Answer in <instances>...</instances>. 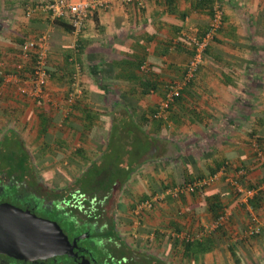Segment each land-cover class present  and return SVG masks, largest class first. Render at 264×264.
I'll return each mask as SVG.
<instances>
[{
  "label": "crops",
  "instance_id": "0c3cea01",
  "mask_svg": "<svg viewBox=\"0 0 264 264\" xmlns=\"http://www.w3.org/2000/svg\"><path fill=\"white\" fill-rule=\"evenodd\" d=\"M54 1L0 0V75L14 72L26 40L47 35L50 97L66 96L65 69L75 59L82 65L84 98L64 113L55 102L48 106L13 85L3 88L0 148L17 152L23 145L27 171L47 192L46 204L78 201L81 195L92 202L95 209L87 212L73 209L99 223L112 264H132L133 255L193 264L202 254L189 251L180 237L214 220L212 197L218 194L233 222L242 215L222 181L194 194L175 196L176 188L228 162L264 189V0L216 1L223 25L194 81L160 119L153 115L170 85L186 78L195 51L190 40L207 32L211 11L195 0H148L145 8L113 0L108 9L90 11L83 33L76 35L67 18L47 9ZM29 8L35 9L30 18ZM132 61L141 68H130ZM43 127L48 130L40 134ZM0 152L10 158L6 149ZM90 171L103 176L89 180ZM152 197L163 199L137 216V205ZM256 214L264 227V206ZM248 243L247 250L260 246L264 253V237ZM219 246L203 253L202 264H224L214 253Z\"/></svg>",
  "mask_w": 264,
  "mask_h": 264
},
{
  "label": "built area",
  "instance_id": "2783aa9c",
  "mask_svg": "<svg viewBox=\"0 0 264 264\" xmlns=\"http://www.w3.org/2000/svg\"><path fill=\"white\" fill-rule=\"evenodd\" d=\"M123 3L135 1L140 8H145L148 0H121ZM113 0H56L47 6V9L53 12V16L56 18H67L69 25L72 26L73 32L76 35L83 33L86 21L90 11L103 8L108 9ZM35 9L29 8L26 10V16L30 18ZM223 25V10L220 5L215 8V13L211 19L209 29L204 34L203 37H193L190 41L195 48V56L189 64L188 72L186 78L182 81H176L172 83L167 91L165 99L159 105V111L156 115L157 118L163 117L169 110L172 103L175 102L177 96L180 95V91L184 88L186 83L192 79L197 72V69L200 63L203 60V56L207 48L214 41L216 34L219 32ZM49 53H50V43L47 35H42L35 39L26 40L21 47L16 57L14 63V72L10 75H7L4 79L3 87H0V96L3 93V88L13 85L16 87L18 93L25 95L26 97L32 99H47L50 97L47 89L51 79L49 72ZM76 73L74 76V82L72 83V91L68 94L66 98V104L73 107L75 102L83 93V87L78 80V74L80 72V67L77 66ZM228 167H223L220 171L211 175L209 177H204L197 179L193 183L188 185L179 186L174 191L175 196H179L184 193L194 194L197 191L212 185L213 183L222 180L225 177L226 182L230 183L234 189L236 196L239 199V202L247 206V209L251 213V222L246 227V233L249 235H258L261 232V227L258 217L251 211L250 207L247 205L248 200L252 198L256 191L247 190L244 186V183L241 180L242 175H246V170L242 169L237 171V173H231L228 171ZM77 200L64 202L63 207H66L65 204H70L72 208H79L82 211L87 212L88 209L94 208L92 202L89 204V208L85 204L87 198L85 195H81ZM163 197H152L150 199L140 202L136 209L135 214L137 216L144 214L146 212L152 211L155 208V205L162 200ZM95 209V208H94ZM231 213L228 211L220 218L219 221L215 222V227H219L228 221L231 217ZM92 217V216H90ZM204 233L197 235V238H200ZM183 240H193L189 234L185 233L180 237Z\"/></svg>",
  "mask_w": 264,
  "mask_h": 264
},
{
  "label": "rangeland",
  "instance_id": "374dc122",
  "mask_svg": "<svg viewBox=\"0 0 264 264\" xmlns=\"http://www.w3.org/2000/svg\"><path fill=\"white\" fill-rule=\"evenodd\" d=\"M73 62L75 61V59L72 60ZM77 66H79V64H76V69ZM81 67V66H79ZM54 69V67H53ZM52 69V73H54L55 71ZM67 69V70H66ZM65 69V72L67 71V73H74L76 72L75 69L73 68V65L68 64L67 67ZM67 85H65L67 87L66 90V96L63 98V100H52L51 97L47 98L46 104L49 106H51V103L55 102V104L53 105L55 107V105H57V110H62L64 113L71 111V107L68 106L66 104V97L67 95L72 91V83H68V81L66 82ZM84 98V93H82V95L78 98V100L75 102L74 105H76V103L80 100H82ZM73 105V106H74ZM16 126V125H15ZM40 134H42L41 130H40ZM113 149H117V146H115ZM20 156L21 158H23L26 154H23V152L20 151ZM53 162V161H52ZM51 163V162H50ZM38 166V163H37ZM41 166V164H40ZM39 167V166H38ZM37 167V170H39ZM124 174H126L128 171H123ZM93 174V171H90V174L88 175L89 180H98V175ZM109 175V172H108ZM100 176H103V174L101 173ZM114 176H118V173H114ZM109 176H107L108 178ZM38 180V179H37ZM222 180L217 181L218 183L221 182ZM19 185V190L22 191L24 186H27V189H29V186L27 184V182H23ZM228 188L229 193L232 194V197L235 201V204L237 206H239V213L242 223H240V221H234V222H229L226 221L223 225V230L218 233L216 230L218 229L217 227H215V222L216 220H210V224H208L207 226H201V231H196L195 233L192 232H187V234H189L192 238L196 237L197 235H199L200 233H205L206 235L208 234H220L221 236L218 238V240H216V242H214L215 246H219V251H221V253L218 252H214L216 253L217 257L223 261L224 264H264V253L261 250V247L258 246V250L257 251H249L247 250L248 247L247 244H249L248 242L251 241H255L258 244V241L260 240V238L264 237V227L262 226V223L259 219V223H260V227H261V232L260 234L257 235H249L248 233H246V227L247 225L251 222L250 218H251V213L250 211L239 202L238 197L236 196L235 192H232V190L226 186ZM25 188V187H24ZM26 190H23V192ZM32 192V191H31ZM31 192H28L27 194H25V192L23 193V195H25L24 197H26V199L29 200H34V196H29L31 194ZM47 192H42L40 191L39 194L41 196H45L47 198V200L45 202L42 201V203L40 202H36V204L38 205L37 208V212L36 215L41 217V218H47V220H51L54 222H57L60 227L62 228V230L64 231V233L70 238V240L72 241L73 239H79L78 240V244L80 247L82 248H89V247H93L94 244H97V247L100 248L101 254L104 255V257H106L111 263H114V260L111 257V252L107 249L108 245L104 244L103 241V237L102 235L100 236V234L98 232L95 231V229H88V220L86 219V214H84L83 212L80 211H76L75 209H73L72 207H70V204H65L66 207H63V204H61L60 202L54 203V204H48L51 205L52 208H46L44 207V205L46 206V203H49V196L48 194L46 195ZM58 194H62V193H58ZM65 195V193H64ZM55 196V195H51L50 197ZM51 199V198H50ZM37 200V199H36ZM40 205V206H39ZM229 211V210H228ZM230 212V211H229ZM108 217L103 218V220H105ZM243 219V220H242ZM101 223V221H100ZM87 227V228H86ZM201 238V237H200ZM251 238V239H250ZM249 239V240H248ZM181 240V239H180ZM183 242V241H182ZM185 243V242H183ZM176 245L180 246L179 241L176 242ZM107 246V247H106ZM184 246V244H183ZM250 249V248H249ZM234 254H233V252ZM146 253V252H144ZM221 254V255H220ZM236 254V255H235ZM145 255V254H144ZM149 255V254H146ZM152 256L149 255L147 259H149L150 261L148 262L147 259H145V257H140L138 255H133L132 257H130L132 260V264H162L160 261L154 260L153 258H151ZM198 258V261H197ZM194 259V263L193 264H202V260L205 258V256L202 254L201 256L197 257ZM57 260V262H56ZM55 259H51V263L57 264L59 262V264H75L71 258L69 257H58Z\"/></svg>",
  "mask_w": 264,
  "mask_h": 264
},
{
  "label": "trees",
  "instance_id": "16d2710c",
  "mask_svg": "<svg viewBox=\"0 0 264 264\" xmlns=\"http://www.w3.org/2000/svg\"><path fill=\"white\" fill-rule=\"evenodd\" d=\"M168 1H172V0H167V2ZM196 1V5H197V7L198 8H201V7H205L206 9H208V10H210L211 11V13H212V18H213V16H214V13H215V8H214V5H215V3H216V1L217 0H195ZM61 24H64V23H61ZM67 25L65 24V27H66ZM70 27H71V31H73V28H72V26L71 25H69ZM216 38V37H215ZM215 38H214V40H215ZM207 50H208V48H207ZM206 50V51H207ZM80 51V50H79ZM206 51H205V53H206ZM205 53H204V55H205ZM194 56H195V51H194V55H193V58H194ZM204 57V56H203ZM78 60H80L79 58H78ZM192 61V60H191ZM80 61H72V62H70L69 64H71V65H73V68L75 69V71H76V64L78 65L79 64V66H82L81 65V63H79ZM140 64L141 63H135V62H129V65L127 64V63H124V64H122V65H128L130 68H135V67H137L138 69H140L141 67H140ZM137 65V66H136ZM14 69V68H13ZM188 69V68H187ZM198 69H199V67H198ZM198 69H197V72H198ZM67 70V69H66ZM132 71V70H131ZM49 72H50V75H51V71H50V67H49ZM188 72V70L186 71V73ZM7 73V72H6ZM75 73L76 72H72V73H67V76L69 77L68 78V83H73L74 82V76H75ZM51 77H52V75H51ZM4 78H5V75L3 74V75H0V87H1V84H3L4 83ZM194 78H195V75H194V77L192 78V79H190L187 83H186V85L184 86V88H186L187 86H189V84H191L193 81H194ZM184 80V79H183ZM182 80V81H183ZM183 88V89H184ZM182 89V90H183ZM181 90V91H182ZM168 91V90H167ZM181 91H180V94H181ZM166 94H167V92L165 93V96H164V98L166 97ZM67 97H68V95H67ZM66 97V98H67ZM180 97V95L179 96H177L176 97V99H175V102H176V100H178V98ZM174 103H172L171 104V106L173 105ZM170 106V107H171ZM159 108V107H158ZM170 110V109H169ZM157 113H158V111L153 115L154 116V118H156V119H158L157 117H156V115H157ZM160 119V118H159ZM47 130L48 129H46V128H42L41 129V132L43 133V134H45L46 132H47ZM256 146H258L259 147V145L256 143ZM4 147V148H3ZM3 149H6L7 150V153H9L10 154V158H8L7 156H6V154H1L2 152H0V183L1 184H4V183H7V184H4V186H6L8 189L7 190H9V189H11L10 187H11V184H9V183H15V186H18V184H21V183H23V182H27V184H28V186H29V189H27V186H24L23 187V190H26V191H24L25 192V194H27L28 192H31V191H34V190H36V192H37V194L39 193L38 191H39V187H38V183L36 182V177L34 178V177H32L31 175H30V172L29 171H27V168H26V165L28 164V162H29V159L26 157V155L23 157V158H21V154H20V151L21 152H23V154H26L23 150L25 149L24 147H23V145L21 144V143H19L18 145H17V152H15V150H14V148L11 150L10 149V147H8V146H6V148H5V145L3 144L2 145V147L0 148V150H3ZM16 154H19V156H18V158H15L13 155H15L16 156ZM228 166H230V164L228 163V162H222L221 163V165L220 166H218L215 170H213V171H216V172H214V173H212V175H214L215 173H217L218 171H220L223 167H228ZM240 170H242V168L241 169H238V168H231V166H230V168H228V171H240ZM101 174V173H100ZM100 174H98V175H100ZM211 176V175H210ZM201 178H204V177H200L199 179H201ZM241 178L242 179H244V180H241V182H243L244 183V186H246L245 188L247 189V190H255L256 191V193H255V195L252 197V198H250L249 200H248V206L250 207V209H251V211H253V213L258 217V215L256 214V212L261 208V207H263L264 206V189H263V185L262 184H254V183H252L251 181H250V179H247V176L246 175H242L241 176ZM36 179V180H35ZM226 178L225 177H223V179H222V184H224L225 186H228L231 190H232V192H234V189H233V187L231 186V184L230 183H227L226 182V180H225ZM8 181H10V182H8ZM87 181H84L83 183H85L84 185H86V184H88V183H86ZM13 189H15L16 190V192H14V195L13 194H11V195H7L6 197L9 199V198H14L15 200H17L18 198H20L21 196H25V195H23V190L22 191H20L19 189H18V187H17V189L16 188H14L13 187ZM200 191V190H199ZM199 191H197V192H199ZM202 191V190H201ZM8 193H10V191L8 192ZM32 193V192H31ZM218 195V194H217ZM217 195H214L213 197H212V199H213V202L211 203V206H210V210H211V212H212V214H213V218H214V221L216 220V221H219L220 220V218L222 217V216H224V214L225 213H227L228 211H227V209H224V206H222L221 205V202H220V198H219V196H217ZM246 208H247V206L246 205H244ZM259 218V217H258ZM233 219H234V215L232 214V216L231 217H229V219H228V221L230 222H233ZM223 225L224 224H222V225H220L219 227H218V229L216 230L218 233H220L222 230H223ZM109 230H111L113 233L115 232L116 233V229H114V224L112 223L110 226H109ZM114 233V234H115ZM258 236V235H257ZM183 242H185L184 243V245H185V247L189 250V251H191L192 253H194L195 255H198V254H203V253H206V252H208L209 250H211V249H214L215 248V244H214V242H216V239L214 238V234H208V235H206L205 233H204V235L201 237V238H197V237H194V239L193 240H190V241H187V240H182ZM233 252V251H232ZM193 254V255H194ZM233 254H234V252H233ZM236 255V254H235Z\"/></svg>",
  "mask_w": 264,
  "mask_h": 264
},
{
  "label": "water",
  "instance_id": "95a60500",
  "mask_svg": "<svg viewBox=\"0 0 264 264\" xmlns=\"http://www.w3.org/2000/svg\"><path fill=\"white\" fill-rule=\"evenodd\" d=\"M78 240L71 241L57 222L28 209L0 203V255L26 262L64 256L77 260Z\"/></svg>",
  "mask_w": 264,
  "mask_h": 264
},
{
  "label": "flooded vegetation",
  "instance_id": "af4514ba",
  "mask_svg": "<svg viewBox=\"0 0 264 264\" xmlns=\"http://www.w3.org/2000/svg\"><path fill=\"white\" fill-rule=\"evenodd\" d=\"M8 182H10V181H8ZM4 184H7V183H4ZM4 184L0 183V203H9V204H12L13 206L22 208L24 210L28 209L32 213L36 214L37 208H38V205L36 204V202L42 203V201L45 202L47 199L46 197H42L39 193L37 194L36 190L32 191V193L29 195V196H34V200L26 199V197H24V196H21L17 200H15L14 198L8 199L6 197L7 195L8 196L11 194L14 195V192H16V190L13 189V187L16 189L18 187V189H19V185L15 186V183H9V184H11V187H10L11 189L7 190L8 188L6 186H4ZM9 191H10V193H8ZM38 192H40V190ZM85 204L89 208V204H87V203H85ZM44 207L52 208L51 205H48V204H46V206L44 205ZM86 219L89 222L88 226H87L88 229L91 230L94 228L95 231L99 233L100 229L97 228L99 223L97 221L87 217V216H86ZM100 236H101V234H100ZM78 246H79V244H78ZM75 252L79 255L77 260H75V258H73V257H70L71 260L75 264H112L106 257H104V255L101 254L100 248L97 246L92 247V248L91 247L82 248L79 246V248L76 249ZM56 262H57V260H56ZM0 264H54V263H51V259L45 260V261H36V262H29L28 261V262H26V261H21V260H16V259L10 258L6 255H0ZM57 264H59V262Z\"/></svg>",
  "mask_w": 264,
  "mask_h": 264
}]
</instances>
